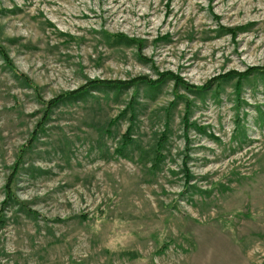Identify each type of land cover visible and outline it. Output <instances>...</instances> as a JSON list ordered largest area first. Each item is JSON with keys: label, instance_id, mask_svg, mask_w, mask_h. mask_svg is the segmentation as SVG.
Returning <instances> with one entry per match:
<instances>
[{"label": "rangeland", "instance_id": "obj_1", "mask_svg": "<svg viewBox=\"0 0 264 264\" xmlns=\"http://www.w3.org/2000/svg\"><path fill=\"white\" fill-rule=\"evenodd\" d=\"M261 69L264 0H0V264H264Z\"/></svg>", "mask_w": 264, "mask_h": 264}, {"label": "trees", "instance_id": "obj_2", "mask_svg": "<svg viewBox=\"0 0 264 264\" xmlns=\"http://www.w3.org/2000/svg\"><path fill=\"white\" fill-rule=\"evenodd\" d=\"M264 69H261L259 70L260 72L263 71ZM258 71V70H257ZM258 71V72H259ZM168 76V75H166ZM162 80L160 79L159 81H156V82H152L150 80H148L147 78L145 77H142V78H135V79H132L130 80L129 82H120V81H114V82H106V81H95V82H91L89 84H87L86 86H84L82 89L80 90H77L76 91H72V92H66L64 93L63 95H61L60 97H58L54 103L56 102H60V101H70L71 99H74V98H78L80 96H85L87 93H89L90 90H107V89H122V88H126V87H135L136 85H139V84H148L150 86H153V85H156L158 83H160ZM208 87V86H207ZM188 90H192L190 88H187ZM205 88L201 89V90H204ZM187 124V122H186ZM128 142L130 141H127L125 142V144H128ZM163 145V140L160 141V143L157 145V147H161ZM159 149L157 150V156L156 158H159L161 159V156L159 154ZM186 180V183H188V177L185 179Z\"/></svg>", "mask_w": 264, "mask_h": 264}]
</instances>
